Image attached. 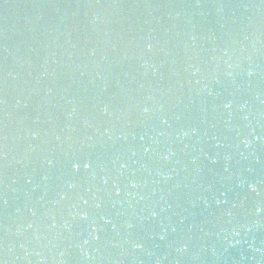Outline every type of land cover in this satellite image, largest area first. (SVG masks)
I'll list each match as a JSON object with an SVG mask.
<instances>
[{
  "label": "water",
  "instance_id": "obj_1",
  "mask_svg": "<svg viewBox=\"0 0 264 264\" xmlns=\"http://www.w3.org/2000/svg\"><path fill=\"white\" fill-rule=\"evenodd\" d=\"M0 264H264V0H0Z\"/></svg>",
  "mask_w": 264,
  "mask_h": 264
}]
</instances>
